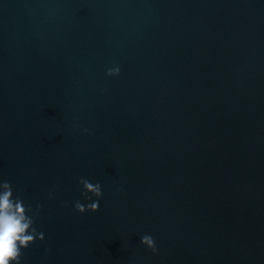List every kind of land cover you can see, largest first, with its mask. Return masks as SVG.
Instances as JSON below:
<instances>
[{"label": "water", "instance_id": "1", "mask_svg": "<svg viewBox=\"0 0 264 264\" xmlns=\"http://www.w3.org/2000/svg\"><path fill=\"white\" fill-rule=\"evenodd\" d=\"M0 181L20 264H264V0H0Z\"/></svg>", "mask_w": 264, "mask_h": 264}, {"label": "clouds", "instance_id": "2", "mask_svg": "<svg viewBox=\"0 0 264 264\" xmlns=\"http://www.w3.org/2000/svg\"><path fill=\"white\" fill-rule=\"evenodd\" d=\"M120 74L119 66L107 71L109 77H118ZM79 183L83 186V195L86 199L91 200L93 196L97 199L87 205L77 200L74 203L75 210L81 215L98 212L99 200L103 197L102 186L99 183L94 185L84 178H80ZM31 211L20 196L14 195L9 182L0 181V264H20L22 249H28L37 239L41 242L45 240V235L34 226L35 214L30 216ZM141 242L154 254L157 253L151 236L144 235Z\"/></svg>", "mask_w": 264, "mask_h": 264}]
</instances>
